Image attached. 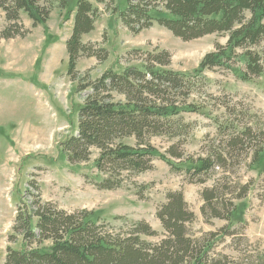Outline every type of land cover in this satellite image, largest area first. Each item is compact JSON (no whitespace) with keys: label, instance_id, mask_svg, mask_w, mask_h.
<instances>
[{"label":"trees","instance_id":"trees-1","mask_svg":"<svg viewBox=\"0 0 264 264\" xmlns=\"http://www.w3.org/2000/svg\"><path fill=\"white\" fill-rule=\"evenodd\" d=\"M114 2L109 0L106 9L134 34L158 23L184 41L211 34L225 35L227 41L217 43L190 72L172 69V55L166 49L138 48L126 54L118 70L106 69L94 79L89 70H78L79 60L85 56L104 62L109 51L83 41L100 15L90 0H77L75 8L73 0H0L4 15L0 41L29 35L23 15L33 28L42 25L47 30L54 8L66 10L65 21L75 11L66 40L67 74L77 83L83 103L76 134L60 142L61 153L70 163H83L97 150L94 167L101 180L93 184L108 190L151 170L159 158L184 173L189 183L205 185L200 191L204 220L222 219L226 225L192 235L194 211L181 190L169 191L156 210L162 237L150 242L144 237H157L159 232L145 220H125L116 226L93 210L68 211L37 194L16 210L13 231L22 236L24 248L8 247L4 264H251L247 252L237 261L216 250L218 243L239 232L251 244L245 235L247 222L234 224L233 219L237 202L256 183L254 178L245 181L242 172H264V110L215 97L208 92L206 72L227 71L243 82L264 76V50L259 49L264 41V0H125L123 8ZM202 88L207 89L208 100L199 96ZM188 113L205 114L216 128L198 155L184 149L195 129L194 122L185 120ZM155 137L169 140L165 152L153 144ZM15 238L14 234L9 240ZM252 263L264 264V253Z\"/></svg>","mask_w":264,"mask_h":264},{"label":"rangeland","instance_id":"rangeland-1","mask_svg":"<svg viewBox=\"0 0 264 264\" xmlns=\"http://www.w3.org/2000/svg\"><path fill=\"white\" fill-rule=\"evenodd\" d=\"M90 1L100 15L95 29L84 36L83 41L97 43L109 51L104 62L85 56L79 60L78 70L82 73L89 70L94 79L106 69L118 70L121 67L118 63L125 61L126 54L138 48L166 49L172 55V69L190 72L217 43L227 41V37L220 34L184 41L158 23L134 34L117 15L106 9L109 0ZM114 1L120 8L125 6V0ZM76 3L77 0H73L74 8ZM56 10L54 8L51 13L47 30L43 26L33 28L29 18L23 15V21L30 29L29 35L0 41V264H4L8 247L24 248L22 236L13 231L16 210L37 194L68 211L93 210L96 216L116 226L125 220H145L159 232L157 237H144L150 242H157L162 237L164 230L156 210L166 201L169 191L181 190L194 211L196 219L189 224L192 235L199 237L226 225L222 219L204 220L200 191L205 185L189 183L184 173L174 171L159 158H155L151 170L132 176L123 187L113 190L99 189L93 184L101 180L94 167L97 150L93 151L89 162L67 161L59 145L76 134L83 94L77 92V83L67 74L66 40L72 33L73 18L65 22L53 13ZM3 24L4 15L0 11V27ZM259 49L264 50V41ZM206 75L210 80L208 92L215 97L264 110V76L253 82H243L232 73L219 69L207 71ZM206 90L202 88L199 96L208 100ZM200 97L196 99L201 100ZM185 120L194 122L195 129L185 141L184 149L191 155L201 154L204 140L208 135L214 136L216 128L205 114L188 113ZM152 142L162 152L170 144L165 137H155ZM242 175L245 181L254 178L256 183L249 195L237 202L233 223L247 222L245 235L251 244L242 240L243 234L239 232L234 238L227 237L225 242L218 243L216 252L229 254L237 261H241V254L247 252L248 260L253 264L256 256L264 253V201L261 200L264 197V172L244 170ZM14 234L16 238L11 242L9 237Z\"/></svg>","mask_w":264,"mask_h":264},{"label":"crops","instance_id":"crops-1","mask_svg":"<svg viewBox=\"0 0 264 264\" xmlns=\"http://www.w3.org/2000/svg\"><path fill=\"white\" fill-rule=\"evenodd\" d=\"M53 13H57L58 15H60V17L64 20V15L66 13V10H60V9H57L56 11H54ZM73 18V20H72ZM69 20H72L74 21V13L73 15H71V17L67 20L68 22H70ZM31 22V21H30ZM66 22V21H65ZM47 27H49V21L47 23ZM86 36V35H85Z\"/></svg>","mask_w":264,"mask_h":264}]
</instances>
